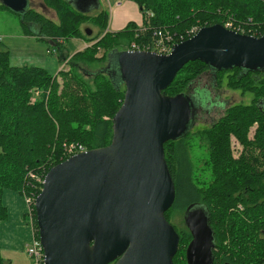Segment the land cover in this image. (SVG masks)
<instances>
[{"label":"trees","instance_id":"obj_1","mask_svg":"<svg viewBox=\"0 0 264 264\" xmlns=\"http://www.w3.org/2000/svg\"><path fill=\"white\" fill-rule=\"evenodd\" d=\"M41 1L55 11L57 19L31 7L20 14L25 35L61 41L62 45L66 39L81 36L90 45L71 57L63 56L68 68L54 75L39 66L12 65L10 51L0 38V239L1 226L9 218L3 201L6 189L33 199L41 192L47 172L70 157L65 144L77 142L94 149L111 143L113 118L123 103L125 83L118 81L115 66L91 73L89 81L83 64L108 65L111 55L131 48L139 29L131 21L122 30L111 31L104 9L85 13L68 0ZM131 1L139 6L144 24L182 34L183 40L192 36L188 31L193 27L231 21L243 26L245 33L264 34V0ZM88 21L100 29L97 36L88 35L90 28L83 33L81 26ZM205 71L221 85L225 83L222 75L228 76L227 86L251 99L248 104L230 105L211 127L197 131L209 150V177L195 179L190 130L164 145L176 186L175 202L166 212L180 234L174 264H188L186 246L192 234L185 212L192 204H202L209 212L216 244L214 264H264V70L238 66L216 69L205 60H191L164 92L188 95L195 79ZM197 90L189 96L207 97V90ZM202 101L196 104L195 121L206 106ZM254 123L258 126L251 136ZM233 138L242 147L238 156L232 147ZM173 213H183V228L174 224ZM25 217H32L39 238L34 202ZM0 264H12L4 259L1 242Z\"/></svg>","mask_w":264,"mask_h":264},{"label":"water","instance_id":"obj_2","mask_svg":"<svg viewBox=\"0 0 264 264\" xmlns=\"http://www.w3.org/2000/svg\"><path fill=\"white\" fill-rule=\"evenodd\" d=\"M1 1L19 15L29 5V0ZM68 1L85 13L100 6L99 0ZM196 59L216 69L264 70V34L217 23L200 28L168 54L126 50L110 56L106 70L116 61L126 87L111 143L53 166L35 199L44 264H174L180 234L166 212L176 186L164 145L188 132L196 115L191 96L164 91ZM185 223L192 234L187 263L214 264L207 208L190 205Z\"/></svg>","mask_w":264,"mask_h":264},{"label":"rangeland","instance_id":"obj_3","mask_svg":"<svg viewBox=\"0 0 264 264\" xmlns=\"http://www.w3.org/2000/svg\"><path fill=\"white\" fill-rule=\"evenodd\" d=\"M121 1L123 3V7L127 8L130 5L135 4L131 0H99V8L93 9L91 13L95 14L99 10H106L109 15V27L111 30L114 29H122V28H114L115 15L116 10V2ZM3 2L0 0V38L5 44V46L10 51V61L12 65L16 66H39L47 69L50 73L56 75L63 68L67 69L68 65L65 60H62V57H68L76 54L79 51L84 50L90 44L86 42L81 36L72 37L66 39L63 42H49L47 40L38 39L35 36H27L23 32L21 18L20 15L13 12L9 8H5L1 6ZM35 8L40 12H44L49 17L53 19H57L56 13L54 10L47 8L41 0H29L28 8ZM27 8V9H28ZM122 8L121 10H123ZM137 15V13H136ZM230 21V20H228ZM227 21V22H228ZM233 27L242 28L241 25H234L233 21L229 22ZM123 26V25H122ZM92 29V36L98 35L100 29L98 27L93 26L89 21L85 22L81 29L83 33H86L85 29ZM196 27L191 28L188 33H191ZM245 30V29H244ZM251 30V29H249ZM198 32V31H197ZM172 33V32H171ZM184 35V34H183ZM182 34L172 36L174 40L179 42V38ZM102 38L100 36L98 40ZM97 40V41H98ZM62 45V46H61ZM116 68L117 63L114 62ZM84 68L87 69L86 78L91 81V73L96 72L98 69L103 67V70H106V63L101 64H83ZM119 78L118 81L122 82V77L118 73ZM223 85L216 83L213 79L212 73L210 71L203 72L199 75L193 84V88L188 92L193 95L196 89L207 90L210 93V100H207L206 106L203 107L198 117L195 120H192L189 124V130L191 131L190 135V153L193 160V165L196 171V177H200L203 179L204 177L210 176L209 166H210V156L209 150L206 146V143L202 141L201 136L197 132L198 130L209 128L212 124L218 120L229 108L230 105H236L240 103L248 104L250 102L251 97L249 95H242L240 90H233L229 88L228 85V76L224 77L222 75ZM195 107L201 99L197 96L190 97ZM203 102V101H202ZM258 124L254 123L251 128L250 135L253 136L255 129ZM75 143V142H74ZM232 147L234 150L235 156H238L241 152V144L236 139H232ZM17 193V192H16ZM7 198V195L3 196L4 199ZM26 198V197H25ZM26 201V200H25ZM29 212V208L25 212L27 214ZM23 215L22 222H15L14 224L3 223L1 229V237H4L2 242V255L7 262H11L12 264H32V260L28 256L26 252V244L29 242V237L27 236V228H29L27 217ZM173 221L174 224L180 228L184 227V217L183 213H173ZM27 233V234H26ZM9 244H17V248L10 247ZM190 244V243H189ZM8 245V246H5ZM189 246V245H188ZM188 246H186L188 248ZM186 248V249H187ZM187 252V251H186ZM224 264V263H223Z\"/></svg>","mask_w":264,"mask_h":264},{"label":"built area","instance_id":"obj_4","mask_svg":"<svg viewBox=\"0 0 264 264\" xmlns=\"http://www.w3.org/2000/svg\"><path fill=\"white\" fill-rule=\"evenodd\" d=\"M122 2L117 1L116 6H121ZM149 16H153V13L149 12ZM225 27L234 30L239 33H245V30L242 28L233 27L231 23H227L224 25ZM199 29L195 28L191 34L194 35L197 33ZM251 35V34H250ZM174 36L171 31L167 30L166 28H158V27H150V24H144L143 22L139 25L138 32L136 34V39L132 41L130 50H148L157 52L160 54H168L173 50V47L184 41L183 38L179 37V42L173 39ZM178 38V37H177ZM66 153L70 156L86 151L87 148L81 143H67L65 144ZM44 181V180H43ZM35 198H26V202L29 206V212L31 213V204L34 202L35 205ZM28 223L32 228L33 235L29 239V242L26 244V252L30 259L32 260V264H44L45 261V253L43 244L40 238L35 236V229L33 226V219L32 217L28 218Z\"/></svg>","mask_w":264,"mask_h":264},{"label":"crops","instance_id":"obj_5","mask_svg":"<svg viewBox=\"0 0 264 264\" xmlns=\"http://www.w3.org/2000/svg\"><path fill=\"white\" fill-rule=\"evenodd\" d=\"M123 6H124L123 3L121 4V6H116L118 9L116 10L117 13L114 19V22H115V24H113L114 28L123 29L131 21L136 22L138 25H140L143 22V15L140 11L139 6L136 3L128 6L127 8H124ZM122 8L124 9L121 10ZM110 28L111 27H109L108 30H111ZM111 31H119V29H114ZM4 193L5 195H7V198L4 199V204L7 206L9 210V218L5 223H9L10 225V224H14L15 222H22L23 215L29 208L27 202L25 201V197H23L18 192L16 193V191H13L10 189H6ZM1 229H2V226H1ZM26 232L28 233V234L26 233L27 234L26 238L28 236H30L29 238H31V236L33 235L31 226L27 228ZM3 240H4V237L3 238L1 237L0 239L1 247H4L2 245ZM5 246H8V245H5ZM9 246L13 248H17V244H9Z\"/></svg>","mask_w":264,"mask_h":264},{"label":"flooded vegetation","instance_id":"obj_6","mask_svg":"<svg viewBox=\"0 0 264 264\" xmlns=\"http://www.w3.org/2000/svg\"><path fill=\"white\" fill-rule=\"evenodd\" d=\"M197 92H198V90H197ZM210 93H211L210 91L207 92V97H206V96L202 97L201 95H200L199 97H200V99L203 100L204 103H207V100H210ZM199 112H200V111H199ZM224 264H230V263H228V262H224Z\"/></svg>","mask_w":264,"mask_h":264},{"label":"bare ground","instance_id":"obj_7","mask_svg":"<svg viewBox=\"0 0 264 264\" xmlns=\"http://www.w3.org/2000/svg\"><path fill=\"white\" fill-rule=\"evenodd\" d=\"M4 5V4H3ZM28 9H30V8H28ZM27 9V10H28ZM161 29V28H160ZM167 29V28H166ZM92 30V29H91ZM167 30H169V29H167ZM170 31V30H169ZM128 50H130V49H128ZM66 63H67V61H66ZM26 198H30V197H26ZM26 198H25V200H26Z\"/></svg>","mask_w":264,"mask_h":264}]
</instances>
